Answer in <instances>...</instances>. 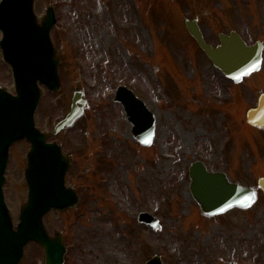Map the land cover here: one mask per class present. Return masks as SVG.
I'll return each mask as SVG.
<instances>
[{"label":"rangeland","instance_id":"rangeland-1","mask_svg":"<svg viewBox=\"0 0 264 264\" xmlns=\"http://www.w3.org/2000/svg\"><path fill=\"white\" fill-rule=\"evenodd\" d=\"M187 4L34 0L39 23L48 7L55 8L58 22L51 38L60 57L61 83L59 92L41 85L37 127L53 131L69 112L75 88L84 89L87 100L79 120L51 139L72 155L67 185L80 196L76 210L44 217L50 235H63L65 264H147L154 255L164 264H264V214L252 209L207 218L191 195L188 175L194 160L224 170L242 184L254 183L251 173L262 172L260 153L254 157L247 151V134L253 133L257 149L262 137L260 130L247 126L246 111L256 104L259 89L264 91V69L239 84L225 80L187 33L184 17L194 12ZM210 8L203 22L217 35L226 29L216 22L223 12ZM233 17L252 21L236 10ZM2 37L0 30V41ZM119 85L132 89L156 117L149 148L136 141L115 101ZM0 88L16 93L1 46ZM231 94L234 109L227 112L221 105ZM29 150L25 140L11 147L5 176L15 225L28 199ZM143 211L159 219V229L138 221ZM19 264H45L42 247L29 243Z\"/></svg>","mask_w":264,"mask_h":264},{"label":"water","instance_id":"water-1","mask_svg":"<svg viewBox=\"0 0 264 264\" xmlns=\"http://www.w3.org/2000/svg\"><path fill=\"white\" fill-rule=\"evenodd\" d=\"M33 5L34 0H3L0 4V28L4 33L1 46L5 60L13 67L17 90L15 96L0 89V264H19L24 247L31 241L42 245L46 264H63L67 249L62 236H50L43 217L52 209L63 211L79 201L75 191L65 185L70 158L62 154L61 146L47 143V139L72 126L82 115L87 102L83 99V90L76 89L71 111L56 124L51 134L36 128L34 115L41 98L39 82L52 91H59L61 84L60 59L50 37L57 24L55 9L50 7L39 24ZM189 29L215 65L235 82L260 69V46H247L233 32L230 36H221V45L214 49L205 43L196 26L189 24ZM117 100L124 104L134 125L135 138L150 145L155 136V118L145 103L124 86L118 88ZM247 119L250 124L264 128V94L258 107L249 110ZM23 139L31 143L26 170L29 199L22 207L18 227L14 229L3 185L9 149ZM190 178L192 195L208 216L221 214L234 206L249 207L255 199L252 190L231 183L223 172H209L200 161L192 164ZM260 184L264 188V179ZM139 220L155 229L160 227L158 219L148 213H141ZM148 264L163 263L155 256Z\"/></svg>","mask_w":264,"mask_h":264},{"label":"flooded vegetation","instance_id":"flooded-vegetation-1","mask_svg":"<svg viewBox=\"0 0 264 264\" xmlns=\"http://www.w3.org/2000/svg\"><path fill=\"white\" fill-rule=\"evenodd\" d=\"M170 1H177V0H170ZM186 1H188V4L186 6H192L194 12L189 17H184L185 28L190 38L194 41V43L198 46V48L202 51V53L206 57L208 64L211 65L212 61L207 57L205 52L201 49L197 40L190 34L188 30V24H189L188 22L194 24L195 26H198L203 34L205 42L213 46L214 48L219 46V44H221V35H220L221 33L230 35L231 32L233 31L240 34L241 37L245 40V42L249 46H255L258 43H260L262 46V69H264V19H263L264 0L262 1L261 0H186ZM211 5L215 7L214 10H216L217 12L220 11L223 12V15L220 16V18L216 22L223 25L226 29L218 30L217 35L214 34L211 26H208L203 22V18L209 16ZM218 6H223L224 9H221ZM234 10L238 11L239 14L240 13L245 14L247 21L249 16H252V21L249 24H247L242 19V17L236 19L235 17H233ZM226 15L228 18H226ZM234 103H235V94H231L227 96V99L223 100L221 109L226 110L227 112H231V110L234 109ZM257 103H258V98L255 106L257 105ZM218 106L216 105V107ZM248 127L252 128L253 130H260L262 137V139L259 140L261 143L260 149L253 147V140H254L253 133H251L250 135L247 134L246 137L247 151L249 153L252 152L254 154L253 155L254 157L260 153L258 165L261 164L260 169L262 172L257 175L251 173L254 183L244 184L247 188L254 190L256 199L254 204L250 208L247 209L232 208L231 210H229V212L248 213L251 212L252 209H258L261 211L260 212L261 214L262 213L264 214V189L259 184V180L261 178H264V129L254 127L249 124ZM65 154H70V153H65ZM255 159H257V157ZM229 178L231 181H239L236 177L234 178V176L231 175L229 176ZM257 204L260 206L257 207L256 206ZM224 263L227 264L226 262Z\"/></svg>","mask_w":264,"mask_h":264}]
</instances>
